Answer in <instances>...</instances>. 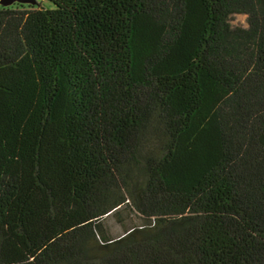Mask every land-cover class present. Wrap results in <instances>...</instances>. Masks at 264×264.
Returning a JSON list of instances; mask_svg holds the SVG:
<instances>
[{
  "label": "trees",
  "instance_id": "trees-1",
  "mask_svg": "<svg viewBox=\"0 0 264 264\" xmlns=\"http://www.w3.org/2000/svg\"><path fill=\"white\" fill-rule=\"evenodd\" d=\"M46 1L0 4V264H264V0Z\"/></svg>",
  "mask_w": 264,
  "mask_h": 264
},
{
  "label": "rangeland",
  "instance_id": "rangeland-1",
  "mask_svg": "<svg viewBox=\"0 0 264 264\" xmlns=\"http://www.w3.org/2000/svg\"><path fill=\"white\" fill-rule=\"evenodd\" d=\"M37 3H41L45 6H50L46 0H35ZM231 24L234 26H247L246 15L236 14L231 18ZM122 221H119L117 218L109 216L106 218L105 223L108 231L116 236L122 232L123 225H129L132 222L141 224V221L138 217L131 216L128 213H124L121 216Z\"/></svg>",
  "mask_w": 264,
  "mask_h": 264
},
{
  "label": "water",
  "instance_id": "water-1",
  "mask_svg": "<svg viewBox=\"0 0 264 264\" xmlns=\"http://www.w3.org/2000/svg\"><path fill=\"white\" fill-rule=\"evenodd\" d=\"M18 2V3H32L34 4L35 0H0V4L3 6H10L11 4Z\"/></svg>",
  "mask_w": 264,
  "mask_h": 264
}]
</instances>
